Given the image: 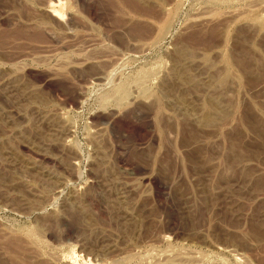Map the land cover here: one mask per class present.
Segmentation results:
<instances>
[{
  "label": "rangeland",
  "instance_id": "rangeland-1",
  "mask_svg": "<svg viewBox=\"0 0 264 264\" xmlns=\"http://www.w3.org/2000/svg\"><path fill=\"white\" fill-rule=\"evenodd\" d=\"M88 260L264 264V0H0V264Z\"/></svg>",
  "mask_w": 264,
  "mask_h": 264
},
{
  "label": "bare ground",
  "instance_id": "bare-ground-1",
  "mask_svg": "<svg viewBox=\"0 0 264 264\" xmlns=\"http://www.w3.org/2000/svg\"><path fill=\"white\" fill-rule=\"evenodd\" d=\"M48 7H50V9L52 10V14L56 16V12H55V9L53 8V5H48ZM85 264H96V263L88 260L85 262Z\"/></svg>",
  "mask_w": 264,
  "mask_h": 264
}]
</instances>
